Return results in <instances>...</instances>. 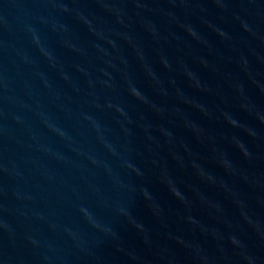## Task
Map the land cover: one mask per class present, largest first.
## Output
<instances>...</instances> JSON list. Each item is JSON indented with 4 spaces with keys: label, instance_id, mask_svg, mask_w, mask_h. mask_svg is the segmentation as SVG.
Here are the masks:
<instances>
[{
    "label": "water",
    "instance_id": "1",
    "mask_svg": "<svg viewBox=\"0 0 264 264\" xmlns=\"http://www.w3.org/2000/svg\"><path fill=\"white\" fill-rule=\"evenodd\" d=\"M0 264H264V0H0Z\"/></svg>",
    "mask_w": 264,
    "mask_h": 264
},
{
    "label": "clouds",
    "instance_id": "2",
    "mask_svg": "<svg viewBox=\"0 0 264 264\" xmlns=\"http://www.w3.org/2000/svg\"><path fill=\"white\" fill-rule=\"evenodd\" d=\"M231 123H232V125H234V126L237 124V122H236L235 120H233Z\"/></svg>",
    "mask_w": 264,
    "mask_h": 264
}]
</instances>
